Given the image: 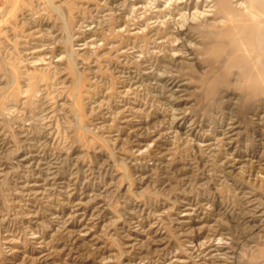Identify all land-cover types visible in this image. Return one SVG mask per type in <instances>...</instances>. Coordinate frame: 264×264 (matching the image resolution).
Instances as JSON below:
<instances>
[{"label": "rangeland", "instance_id": "1", "mask_svg": "<svg viewBox=\"0 0 264 264\" xmlns=\"http://www.w3.org/2000/svg\"><path fill=\"white\" fill-rule=\"evenodd\" d=\"M227 1L0 0V264H264V0Z\"/></svg>", "mask_w": 264, "mask_h": 264}, {"label": "bare ground", "instance_id": "2", "mask_svg": "<svg viewBox=\"0 0 264 264\" xmlns=\"http://www.w3.org/2000/svg\"><path fill=\"white\" fill-rule=\"evenodd\" d=\"M219 1H221V4L222 5H227L228 4V1L227 0H219ZM181 16L183 17L185 15H181ZM202 16H204V15L202 14ZM249 58H251V56Z\"/></svg>", "mask_w": 264, "mask_h": 264}]
</instances>
